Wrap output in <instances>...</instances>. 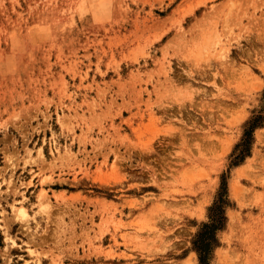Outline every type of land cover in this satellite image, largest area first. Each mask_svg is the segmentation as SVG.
Segmentation results:
<instances>
[{
    "label": "rangeland",
    "instance_id": "374dc122",
    "mask_svg": "<svg viewBox=\"0 0 264 264\" xmlns=\"http://www.w3.org/2000/svg\"><path fill=\"white\" fill-rule=\"evenodd\" d=\"M223 185L264 264V0H0V264H200Z\"/></svg>",
    "mask_w": 264,
    "mask_h": 264
},
{
    "label": "trees",
    "instance_id": "16d2710c",
    "mask_svg": "<svg viewBox=\"0 0 264 264\" xmlns=\"http://www.w3.org/2000/svg\"><path fill=\"white\" fill-rule=\"evenodd\" d=\"M244 152V150L242 151ZM225 186L223 185L221 193L211 207V221L204 223L202 229L197 233L195 238L196 250L199 254L200 264H208V252L212 244L216 242L215 232L224 225V198Z\"/></svg>",
    "mask_w": 264,
    "mask_h": 264
},
{
    "label": "bare ground",
    "instance_id": "6f19581e",
    "mask_svg": "<svg viewBox=\"0 0 264 264\" xmlns=\"http://www.w3.org/2000/svg\"><path fill=\"white\" fill-rule=\"evenodd\" d=\"M241 20H242V18H241ZM225 27H226V26H225ZM228 31H229V29H228ZM227 34H228V32H227ZM229 34H230V33H229ZM224 44H225V43H224ZM222 50H223V49H222ZM220 54H221V53L218 52V55H220ZM227 54H228V53H227ZM220 56H221V55H220ZM228 56H229V55H228ZM217 58H219V57H217ZM220 58H224V55H223V57L221 56ZM224 59H225L226 61L229 60V58H228V59H227V58H224ZM225 60H224V63H225V65H227L228 63L226 64ZM220 61H221V60H220ZM220 61H219V63H220ZM222 61H223V59H222ZM207 62H208V61H207ZM210 63H212V62H210ZM210 63H208L209 66H206V67L211 68V67H212V66H211L212 64L210 65ZM215 63H216V62H215ZM222 63H223V62H222ZM192 64H193V63H192ZM210 66H211V67H210ZM220 66H222V64H221ZM196 69H197V68H195V70H196ZM199 69H200V68H199ZM196 71H197V70H196ZM203 71H204V70H203ZM247 73H248V72H247ZM247 75H248V74H247ZM252 84H254V83H252ZM171 85H172V84H171ZM255 85H258V84H255ZM183 86H184V85H183ZM259 86H260V85H259ZM187 87L189 88V85H188ZM187 87H186V88H187ZM256 87L258 88V86H256ZM183 88H184V87H183ZM184 89H185V88H184ZM171 90H172V88H171ZM189 90L192 91L191 89H189ZM176 91H177V92H176ZM178 91H179V90L176 89L174 93H178V94H179ZM184 91H185V90H183V92H184ZM190 91H189L188 93H190ZM194 91H196V90H194ZM193 93H194V92H193ZM195 94H196V93H195ZM221 94H222V93H221ZM175 95H177V94H175ZM187 95H188V94H187ZM189 95H190V94H189ZM189 95H188V96H189ZM180 96H181V93H180ZM183 96H184V95H183ZM185 96H186V95H185ZM173 97H175V96H173ZM192 97H193V96H192ZM182 98H183V97H182ZM182 98H180V99H182ZM186 99H187V98H186ZM177 100H179V99H177ZM187 100H188V99H187ZM189 100H190V99H189ZM191 100H192V99H191ZM182 101H183V99H182ZM174 102H175V101H174ZM184 102H185V101H184ZM186 102H187V101H186ZM186 102H185V103H186ZM190 102H191V101H190ZM192 103H194L195 106H196V103H195V102H192ZM203 103H204V102H203ZM178 104L182 105V103H180V101L178 102ZM209 104H210V102H209ZM209 104H208V105H209ZM183 105H184V103H183ZM201 105H202V103H201ZM201 105H197V106L199 107V106H201ZM208 105H207V106H208ZM223 105H224V104H223ZM203 106H204V105H203ZM207 106H206V107H207ZM217 106H218V105H217ZM217 106H216V108H217ZM170 107H171V106H170ZM181 107H183V106H181ZM209 107H211V106H209ZM214 107H215V105H214ZM172 108H173V107H172ZM204 108H205V106H204ZM207 108H208V107H207ZM207 108H205V109H207ZM218 108H219V107H218ZM218 108H217V110H219ZM182 109H183V108H182ZM184 109H185V108H184ZM209 109H210V108H209ZM211 109H212V107H211ZM211 109H210V110H211ZM214 109H215V108H214ZM211 112H212V111H210V113H211ZM226 112H227V111H226ZM212 113H213V112H212ZM223 113L225 114V112H223ZM210 115H211V114H210ZM259 132H260V131H259ZM262 138H263V137H262ZM184 156H185V155H184ZM189 158H190V157H189ZM240 173H241V172H240ZM235 185H236V184H234V186H235ZM236 187H237V185H236ZM234 194L237 195V193H234ZM41 195H42V194H41ZM41 197H42V196H40V198H41ZM46 198H47V197H46ZM42 199H43V198H42ZM44 199H45V198H44ZM47 201L49 202V200H47ZM40 203H41V202H40ZM46 203H47V202H44L45 205L41 204V206L43 205V207H42L41 209H42V211H45V212L47 211V212H48V210H43V209H45V206L48 205V203H47V205H46ZM49 206H50V205H48L47 207H49ZM20 208H21V207H20ZM20 208H18V209H20ZM39 210H40V209H39ZM16 211H17V210H16ZM18 211H20L23 215L26 213L24 209H21V210H18ZM18 211H17V213H18ZM45 212H44V213H45ZM147 212H148V211H147ZM39 213H40V212H39ZM58 214H59V213H58ZM60 214H61V213H60ZM18 216L20 217L21 215L18 214ZM147 216H148V215H147ZM25 217H28V216L25 215ZM22 220H24V219H22ZM226 255H227V254H226ZM222 258H224V257H222ZM225 258H226V256H225ZM225 258H224V259H225ZM227 258H228V257H227ZM227 258H226V259H227ZM187 261H188V260H187ZM190 262H191V261H190ZM229 263H232V262H229ZM233 264H234V263H233Z\"/></svg>",
    "mask_w": 264,
    "mask_h": 264
}]
</instances>
